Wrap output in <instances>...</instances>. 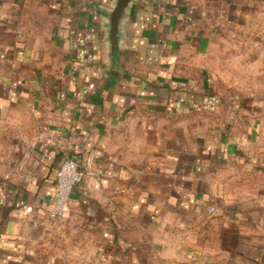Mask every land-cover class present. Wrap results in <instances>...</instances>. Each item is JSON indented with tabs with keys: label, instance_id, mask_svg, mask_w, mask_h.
Listing matches in <instances>:
<instances>
[{
	"label": "crops",
	"instance_id": "1",
	"mask_svg": "<svg viewBox=\"0 0 264 264\" xmlns=\"http://www.w3.org/2000/svg\"><path fill=\"white\" fill-rule=\"evenodd\" d=\"M112 3L0 0V264H264V0Z\"/></svg>",
	"mask_w": 264,
	"mask_h": 264
},
{
	"label": "water",
	"instance_id": "2",
	"mask_svg": "<svg viewBox=\"0 0 264 264\" xmlns=\"http://www.w3.org/2000/svg\"><path fill=\"white\" fill-rule=\"evenodd\" d=\"M159 0H113L111 9L102 13L105 20V38L108 57L112 67H116L122 56L121 44L124 40V28L132 18L138 5H152Z\"/></svg>",
	"mask_w": 264,
	"mask_h": 264
},
{
	"label": "built area",
	"instance_id": "3",
	"mask_svg": "<svg viewBox=\"0 0 264 264\" xmlns=\"http://www.w3.org/2000/svg\"><path fill=\"white\" fill-rule=\"evenodd\" d=\"M89 170H81L80 164L75 158H66L60 164L56 176L54 198L50 219L62 220L74 189L83 181L85 176H93Z\"/></svg>",
	"mask_w": 264,
	"mask_h": 264
},
{
	"label": "rangeland",
	"instance_id": "4",
	"mask_svg": "<svg viewBox=\"0 0 264 264\" xmlns=\"http://www.w3.org/2000/svg\"><path fill=\"white\" fill-rule=\"evenodd\" d=\"M57 221H58V220H57ZM57 221H55V222H57ZM55 222H54V223H55Z\"/></svg>",
	"mask_w": 264,
	"mask_h": 264
}]
</instances>
